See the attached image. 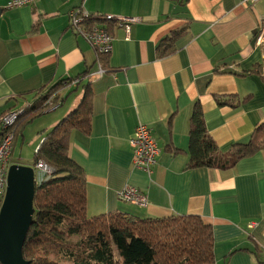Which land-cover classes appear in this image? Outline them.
Instances as JSON below:
<instances>
[{"label":"crops","instance_id":"obj_1","mask_svg":"<svg viewBox=\"0 0 264 264\" xmlns=\"http://www.w3.org/2000/svg\"><path fill=\"white\" fill-rule=\"evenodd\" d=\"M7 2L0 0V116L33 102L46 86L79 78L60 88V105L29 124L28 130L50 131L90 84L92 132L73 130L70 137V156L86 172L88 216L197 214L213 227V264L264 261V147L228 169L188 168L196 103L226 154L264 122V59L256 45L264 0H35L14 8ZM75 8L141 21L129 39L124 27L107 23L114 45L101 55L70 29ZM177 30L174 51L161 56L159 47ZM100 65L104 74L89 80L86 74ZM79 87L82 97H74ZM219 96L235 97L234 105L219 103ZM139 123L152 129L160 149L151 173L133 163L131 139ZM126 185L144 193L147 205L120 199Z\"/></svg>","mask_w":264,"mask_h":264},{"label":"trees","instance_id":"obj_2","mask_svg":"<svg viewBox=\"0 0 264 264\" xmlns=\"http://www.w3.org/2000/svg\"><path fill=\"white\" fill-rule=\"evenodd\" d=\"M97 20L104 21L106 26L109 22L116 25V21L94 14H89L83 23L89 26ZM70 29L79 34L71 25ZM179 32L164 40L159 47L161 56L174 51L173 42ZM254 72L262 75L258 69ZM74 79L65 78L52 87L46 86L38 91L33 102L13 106L1 114L24 110L8 128L14 135L11 160L19 139L24 140L26 127L58 104L62 100L60 88L75 83ZM234 98L219 96L218 102L234 105ZM92 110L89 84L80 104L50 131H42L44 138L35 151L34 162L48 163L53 173L43 184L35 186L34 214L23 245L24 258L30 264H213V227L200 215L142 218L116 211L88 216L86 172L70 156V137L73 130L91 134ZM233 147L232 154L221 152L207 130L201 104L196 103L190 117L188 168L234 167L240 159L264 147V122L255 126L248 142L236 143ZM170 150L178 151L173 145Z\"/></svg>","mask_w":264,"mask_h":264},{"label":"built area","instance_id":"obj_3","mask_svg":"<svg viewBox=\"0 0 264 264\" xmlns=\"http://www.w3.org/2000/svg\"><path fill=\"white\" fill-rule=\"evenodd\" d=\"M33 0H8L7 8L20 7L30 4ZM252 3L257 0H247ZM70 25L76 29L79 34L83 35L86 40L94 47V49L101 55L109 54L113 50L114 35L106 28V26L87 27L83 21L89 17V13L83 9L75 8L69 13ZM108 21H116L117 26H122L126 32V38H130L133 25L141 21L140 17L129 16H114V15H98ZM256 45L263 51L264 59V18L259 23L258 35L256 38ZM264 63V60H263ZM105 70L100 65L99 70L90 73L87 78L93 80L103 75ZM79 78L74 82L78 83ZM58 104L52 106L50 109H55ZM13 111L5 116L0 117V208L4 202L8 187L9 169L13 164L11 162L12 154V140L13 135L8 132L9 126L14 124L17 116L21 114L19 111ZM131 145L134 152V166L141 168L148 173H151L153 167L157 164V157L160 149L158 142L152 132V129L145 123H139L136 131L131 139ZM34 173L36 177L35 186L40 185L51 177L53 167L44 161H38L34 166ZM119 198L124 201L136 203L141 206L147 205V198L144 193H141L136 187L126 185L119 193Z\"/></svg>","mask_w":264,"mask_h":264},{"label":"water","instance_id":"obj_4","mask_svg":"<svg viewBox=\"0 0 264 264\" xmlns=\"http://www.w3.org/2000/svg\"><path fill=\"white\" fill-rule=\"evenodd\" d=\"M34 195L33 167L13 163L0 209L1 264H30L23 256V245L34 214Z\"/></svg>","mask_w":264,"mask_h":264},{"label":"rangeland","instance_id":"obj_5","mask_svg":"<svg viewBox=\"0 0 264 264\" xmlns=\"http://www.w3.org/2000/svg\"><path fill=\"white\" fill-rule=\"evenodd\" d=\"M33 1H35V0H33ZM33 1L30 4H32ZM75 92L76 93H73L74 97H75V94H79L80 97H82L83 88L79 87ZM58 105H60V103H58ZM16 111H18V110H16ZM20 112L23 113L24 110L19 111V113ZM31 127L32 126H29V125L27 126L26 131H24V140L22 138H20L18 144H16V148L14 150L13 159H12L13 162L23 163V164H27V165H33L35 163L34 162L35 151H36L37 147L40 145L41 140L44 138L45 133L42 131H40V132L39 131H33V128H32V130H28ZM13 137H14V135H13ZM12 142H13V140H12ZM34 180L36 183L35 173H34ZM43 183L44 182H42L41 184H43Z\"/></svg>","mask_w":264,"mask_h":264},{"label":"bare ground","instance_id":"obj_6","mask_svg":"<svg viewBox=\"0 0 264 264\" xmlns=\"http://www.w3.org/2000/svg\"><path fill=\"white\" fill-rule=\"evenodd\" d=\"M80 9H82V8H80ZM83 10H84V9H83ZM101 19H102V18H101ZM103 22H104V21L97 20V21H96V24H91V25H89V26H88V25H86V26H87V27H90V28H92V27H94V26H106V25L103 24ZM106 28L108 29L107 26H106ZM105 55H106V54H105Z\"/></svg>","mask_w":264,"mask_h":264}]
</instances>
